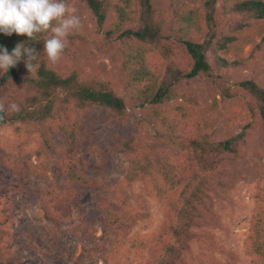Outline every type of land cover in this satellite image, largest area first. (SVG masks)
<instances>
[{
    "label": "trees",
    "instance_id": "trees-1",
    "mask_svg": "<svg viewBox=\"0 0 264 264\" xmlns=\"http://www.w3.org/2000/svg\"><path fill=\"white\" fill-rule=\"evenodd\" d=\"M65 3L91 18L102 51L115 52L123 82L84 68L75 32L54 64L43 54L50 31L38 40L0 33V48L9 54L18 43L40 54L30 73L23 55L7 73L0 72L5 109L0 112V178H8L6 186L0 183V264H21L23 255L12 251L19 240L38 264H111L115 251L108 250L109 237L116 247L128 239L127 253L138 264H221L216 254L226 257L225 264H237L232 249L215 238L216 205L230 199L252 145L264 151V87L248 79L230 86L223 74L244 71L261 59L264 75V0H196L173 10L157 7L154 0ZM12 103L18 112L9 109ZM218 110L229 128L245 111L249 119L238 133L222 137L213 126ZM94 114L112 128H95L89 118ZM131 119L122 132L119 127ZM144 125L152 126L151 144L142 136ZM5 129L19 141H2ZM116 159L126 164V186L141 183L158 198L162 220L150 234L130 236L148 212L144 201L130 202L116 189L121 181L108 178ZM51 171L55 181L49 179ZM32 179L43 183L36 187L35 206L44 240L9 230L21 209L15 198L31 205L26 190ZM80 193L92 196L101 236L90 221L75 217ZM249 222L244 252L250 264H264L262 190ZM73 240L84 247L76 260Z\"/></svg>",
    "mask_w": 264,
    "mask_h": 264
},
{
    "label": "rangeland",
    "instance_id": "rangeland-1",
    "mask_svg": "<svg viewBox=\"0 0 264 264\" xmlns=\"http://www.w3.org/2000/svg\"><path fill=\"white\" fill-rule=\"evenodd\" d=\"M157 7H161L166 10L176 9L181 2H188L191 4L196 3V0H154ZM76 14L80 17L82 28L75 31L76 35L80 38L78 51L80 55V61L82 62L84 68L88 72H93L96 74L107 75L114 79L117 84L123 82V76L117 68L115 62V52L110 50L104 52L101 49L102 46V36L94 33L93 22L91 18L85 13L83 8L77 7ZM79 40V39H78ZM253 45H249L245 48V55L250 54ZM261 59L255 64H252L248 69L244 71H231L226 72L224 75L227 80L228 85L233 86L242 80H251L256 84L264 87V75L260 71ZM198 82L195 81L194 84ZM201 85H205L204 81H200ZM203 94V92H202ZM207 103L205 108L208 107L209 99H206ZM225 102L220 103L224 105ZM199 109V108H198ZM133 111V110H132ZM131 111V113H133ZM138 115L137 112L133 115ZM212 116H215L213 121V126L216 127L222 137H229L232 134L238 133L242 125H244L249 119V112L245 111L244 116L236 121L234 128H229L227 125V118L221 112L217 111ZM89 118L93 120V126L95 128L106 127L111 129L113 123L105 124V118L99 115H92ZM132 124V119L125 124V126H120L122 132H125L127 128ZM142 136L148 143H153L151 138L152 126L144 125L141 128ZM2 141L18 142L19 140L14 136L10 129H5L1 132ZM255 143V142H254ZM252 145L250 151L248 152L245 160L240 163L239 171L241 173V180L238 182L236 187L229 193L228 200L218 202L216 205V212L220 219V228L214 230L215 238L218 243L224 248L232 249V251L237 255V264H250L247 258L243 243L248 231L249 221L254 207V199L259 190L264 191V151L263 148L259 146ZM33 149V144L29 145L26 150L31 151ZM87 161L89 163L94 161L92 152L87 153ZM126 172V164L122 159H116L114 161L113 169L108 178L118 182L123 180L124 174ZM1 174V173H0ZM49 179L55 181L53 171L49 173ZM8 178L2 175L0 178V183L6 186ZM43 183L40 180L32 179L31 183L27 187V194L30 195V206H24V201L21 198H15L17 205L21 209H16L13 223L9 227V230L19 234L21 231H29L36 235L39 239L44 240L45 235L43 234V222L40 220L37 208L35 206L37 200L36 187L42 186ZM119 187V188H118ZM116 189H122V191L127 196L128 201H144L146 212H148V218L141 221L133 230L130 236L135 235H146L154 232L162 220V212L160 209V203L156 194L141 183H133L128 186L122 182L120 185L116 186ZM75 217L78 220L90 221L98 229L97 236L103 234V229L100 226V218L94 212L92 205V196L89 193H80L77 196V206L75 211ZM128 240V239H127ZM125 240L122 245L116 247V243L109 237L108 250L114 249L109 263L111 264H138V261L133 254L127 253V248H129V242ZM74 246V257L75 260L81 258L83 255V245L77 240L72 241ZM100 243V242H99ZM13 252L17 254H22L23 258L21 264H38L35 260L31 258V252L26 248L22 240L12 244ZM194 253L197 252V244H193ZM214 258L218 260L219 263L225 264L226 257L221 255H214ZM72 264H76L75 261Z\"/></svg>",
    "mask_w": 264,
    "mask_h": 264
},
{
    "label": "clouds",
    "instance_id": "clouds-1",
    "mask_svg": "<svg viewBox=\"0 0 264 264\" xmlns=\"http://www.w3.org/2000/svg\"><path fill=\"white\" fill-rule=\"evenodd\" d=\"M82 28L76 9L69 8L65 0H0V33L6 36H26L29 40H38L41 33H51L44 39L43 54L51 63H56L67 46V37ZM25 56L24 64L28 72L37 65L33 63L40 54L35 49L18 43L11 54L6 48H0V72L7 73L21 57ZM13 112L19 111L15 103L9 105ZM4 105L0 104V112ZM2 119V117H0Z\"/></svg>",
    "mask_w": 264,
    "mask_h": 264
}]
</instances>
